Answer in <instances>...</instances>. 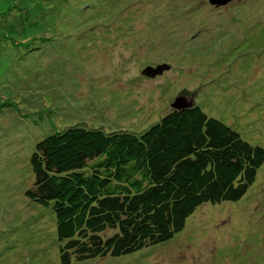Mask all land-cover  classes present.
Returning <instances> with one entry per match:
<instances>
[{
    "label": "rangeland",
    "instance_id": "rangeland-1",
    "mask_svg": "<svg viewBox=\"0 0 264 264\" xmlns=\"http://www.w3.org/2000/svg\"><path fill=\"white\" fill-rule=\"evenodd\" d=\"M0 0V264H60L24 196L36 142L83 124L140 132L176 99L264 148V0ZM71 264H264V164L160 245Z\"/></svg>",
    "mask_w": 264,
    "mask_h": 264
},
{
    "label": "trees",
    "instance_id": "trees-1",
    "mask_svg": "<svg viewBox=\"0 0 264 264\" xmlns=\"http://www.w3.org/2000/svg\"><path fill=\"white\" fill-rule=\"evenodd\" d=\"M263 164V147L194 104L137 133L45 136L24 196L54 214L60 264L117 258L171 240L203 204L239 201Z\"/></svg>",
    "mask_w": 264,
    "mask_h": 264
},
{
    "label": "water",
    "instance_id": "water-1",
    "mask_svg": "<svg viewBox=\"0 0 264 264\" xmlns=\"http://www.w3.org/2000/svg\"><path fill=\"white\" fill-rule=\"evenodd\" d=\"M214 2H217V1H211V3H214ZM183 101L179 100V99H176L173 103V105L171 106L173 110H181V109H185V108H188V107H191L192 105H184L182 103Z\"/></svg>",
    "mask_w": 264,
    "mask_h": 264
}]
</instances>
